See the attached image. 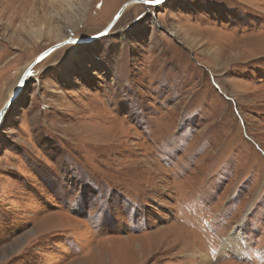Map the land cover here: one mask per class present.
<instances>
[{
  "label": "rangeland",
  "instance_id": "rangeland-1",
  "mask_svg": "<svg viewBox=\"0 0 264 264\" xmlns=\"http://www.w3.org/2000/svg\"><path fill=\"white\" fill-rule=\"evenodd\" d=\"M67 1L0 0V109L130 0ZM0 264H264V0L131 5L40 61L0 126Z\"/></svg>",
  "mask_w": 264,
  "mask_h": 264
},
{
  "label": "water",
  "instance_id": "water-1",
  "mask_svg": "<svg viewBox=\"0 0 264 264\" xmlns=\"http://www.w3.org/2000/svg\"><path fill=\"white\" fill-rule=\"evenodd\" d=\"M165 1L166 0H163L162 3H164ZM136 4H146V5H151V6L159 5V4L145 3L144 0H130V1L126 2L125 4H123V6L119 9V11L116 13V15L114 16L112 21L109 23V25L106 27V29L103 32H101L99 34H96V35H94L92 37H89L87 39H83L82 41L81 40L72 39V38H68L67 40H64L63 42L57 43L56 45L48 48L47 50L43 51L39 56H37V58H35L32 61L29 70L27 72H25V74L23 75L22 79L19 80L18 86L15 89L14 93L12 94V96L8 98V100L4 103L2 109L0 110V126H1L5 116L7 115L8 111L10 110L12 105L16 102V99L20 96L24 84L26 83L27 79H29V76L31 75V70L40 61L45 59L47 56L52 54L54 51L66 46L68 44L81 43V42L82 43H90V42L96 41V40H98L100 38H103V37L109 35L111 33L112 29L115 27V25L119 21V19L124 15V13L127 10V8H129L131 5H136Z\"/></svg>",
  "mask_w": 264,
  "mask_h": 264
},
{
  "label": "bare ground",
  "instance_id": "bare-ground-1",
  "mask_svg": "<svg viewBox=\"0 0 264 264\" xmlns=\"http://www.w3.org/2000/svg\"><path fill=\"white\" fill-rule=\"evenodd\" d=\"M59 2H61V3H64L65 5H68V6H70V7H74V5H72L69 1H65V0H58ZM82 3H80L79 2V5H81ZM82 7V6H81ZM81 10V9H80ZM79 11V10H78ZM80 16H78L77 18H76V20L77 21H81L80 19L81 18H79ZM70 26H71V24H70ZM69 29H70V31L72 32V30H71V27H69ZM68 39V38H67ZM67 39H64V40H67ZM63 39L62 40H60L59 41V43H61V42H63L64 41ZM32 63V62H31ZM31 63H29L27 66H25L21 71H19L18 72V79L19 80H21L22 79V77H23V75L25 74V72H27L29 69V67H30V65H31ZM19 83V82H18ZM18 83L16 84V86H15V89L17 88V86H18ZM15 91V90H14ZM14 91L12 92V94L14 93ZM12 94L10 95V97L12 96ZM8 100V99H7ZM4 105V104H3ZM3 107V106H2ZM2 109V108H1ZM0 109V110H1ZM232 240V239H231ZM231 240H227L226 242H225V245H224V247H223V252L225 253V252H231L233 255H235V254H237L238 253V249H233V250H230L229 248L232 246V244H231ZM240 254V253H239ZM198 256L200 257V258H202V259H204L205 261H210V260H212L211 259V256L210 255H208V254H206V253H203V252H201L200 250H199V252H198Z\"/></svg>",
  "mask_w": 264,
  "mask_h": 264
},
{
  "label": "snow or ice",
  "instance_id": "snow-or-ice-1",
  "mask_svg": "<svg viewBox=\"0 0 264 264\" xmlns=\"http://www.w3.org/2000/svg\"><path fill=\"white\" fill-rule=\"evenodd\" d=\"M145 3L161 4L163 0H144Z\"/></svg>",
  "mask_w": 264,
  "mask_h": 264
}]
</instances>
